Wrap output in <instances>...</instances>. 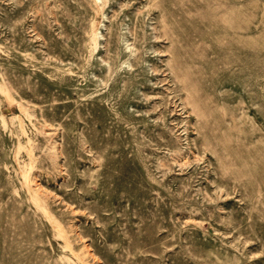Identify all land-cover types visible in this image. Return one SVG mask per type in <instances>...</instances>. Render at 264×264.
Returning a JSON list of instances; mask_svg holds the SVG:
<instances>
[{"label": "rangeland", "instance_id": "374dc122", "mask_svg": "<svg viewBox=\"0 0 264 264\" xmlns=\"http://www.w3.org/2000/svg\"><path fill=\"white\" fill-rule=\"evenodd\" d=\"M0 90V264H264V0H0Z\"/></svg>", "mask_w": 264, "mask_h": 264}, {"label": "bare ground", "instance_id": "6f19581e", "mask_svg": "<svg viewBox=\"0 0 264 264\" xmlns=\"http://www.w3.org/2000/svg\"><path fill=\"white\" fill-rule=\"evenodd\" d=\"M97 1H99V0H97ZM104 15V14H103ZM104 17H105V15H104ZM99 28L97 27V28H92V30H91V37H90V41L92 42V51H96L97 50V48L99 47V45H100V42H99V39L102 37L101 36V33L99 32V30H98ZM125 49L126 50H128L129 51V53L131 54L132 53V50H130V45H125ZM165 67H166V70L167 71H169V73H170V75H171V77H172V81H174V82H176V83H178L179 81H180V83L182 82L181 81V79L176 75V71H174V69H173V67L169 64V62H166V64H165ZM1 91V90H0ZM29 182V181H28ZM28 185V184H27ZM38 202V201H37ZM45 212H47V211H45ZM64 232L62 231V230H59V232H58V234H59V236L61 237H63L64 238V241H65V243H66V239H65V235L63 234ZM64 235V236H63ZM59 238V237H58ZM61 239V238H60ZM64 243V244H65ZM73 253V252H72ZM73 256H75L77 259H78V257L75 255V254H73Z\"/></svg>", "mask_w": 264, "mask_h": 264}]
</instances>
